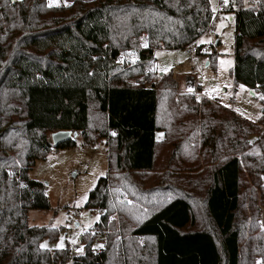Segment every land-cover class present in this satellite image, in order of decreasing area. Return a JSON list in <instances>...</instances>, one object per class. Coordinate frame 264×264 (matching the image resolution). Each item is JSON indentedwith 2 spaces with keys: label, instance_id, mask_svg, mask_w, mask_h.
<instances>
[{
  "label": "trees",
  "instance_id": "1",
  "mask_svg": "<svg viewBox=\"0 0 264 264\" xmlns=\"http://www.w3.org/2000/svg\"><path fill=\"white\" fill-rule=\"evenodd\" d=\"M227 9L234 81L262 96L264 0ZM212 14L208 0H0V264H264V152L247 153L264 137V113L252 123L215 100L178 95L176 80L155 69L147 86L134 84L154 50L194 45ZM131 51L136 63L121 69ZM59 131L108 147L107 175L86 205L102 214L95 230L107 231L105 245L93 250L83 237L73 257L40 248L56 231L27 221L49 208L45 186L27 174L51 150L46 135ZM117 189L128 201L108 223Z\"/></svg>",
  "mask_w": 264,
  "mask_h": 264
},
{
  "label": "rangeland",
  "instance_id": "2",
  "mask_svg": "<svg viewBox=\"0 0 264 264\" xmlns=\"http://www.w3.org/2000/svg\"><path fill=\"white\" fill-rule=\"evenodd\" d=\"M73 1L48 0V3L52 6H61ZM219 1L208 0L213 13L212 33H206L199 38L198 41L203 40V43L198 44V41L194 43V46L200 47L199 54L187 56L182 49H160L155 53L154 65L151 66H154L153 69L158 75H171L172 78L179 81H185L188 76L195 79L200 88L197 93L189 91L188 88L185 92L177 89L178 95L191 94L197 95L199 100L203 98L215 100L245 120L255 123L264 113V100L260 99L261 95H250L245 87L242 89L241 85L234 81L232 70L234 66L235 24L229 20L234 15L228 12V9L223 13L216 14ZM229 1L234 3V0ZM217 42L218 44H216ZM221 60L228 63L221 64ZM208 62L209 65H207ZM123 63L122 60H119L118 66L121 69L127 68L128 66ZM162 68L169 70L167 72L160 71ZM166 107L167 103L165 102L163 110L166 114H159V124L163 128L168 127L169 117L172 115L168 114L169 108ZM46 136L50 141V135L47 134ZM74 142L75 146L69 149H56L51 145V150L46 157L37 161L27 174L30 180L38 181L45 186V193L49 201L48 209L30 210L28 212V225L56 231L55 238L47 237L40 241V248L49 252L69 250L71 257L83 252L84 243L81 238L86 236H90L93 250L103 249L107 232H96L95 228L102 214L99 210L86 206L89 194L95 188L98 180L107 175L106 152H96L95 146H85L81 135H77ZM98 143L104 144L106 142L99 140ZM249 152L263 153L264 137L252 138L251 146L247 150V153ZM165 153L164 147L160 146L158 162H161ZM120 196L128 201L123 190L111 191L110 203L113 212L108 213L111 219L107 221L108 223L119 220L117 199ZM262 216L261 229L264 230V213ZM61 237L64 238L63 247L57 248L56 245L61 242ZM97 245H103V247H96ZM116 247L119 248L118 252L115 251L116 254H121L122 245H120V241ZM66 264H71V261Z\"/></svg>",
  "mask_w": 264,
  "mask_h": 264
},
{
  "label": "built area",
  "instance_id": "3",
  "mask_svg": "<svg viewBox=\"0 0 264 264\" xmlns=\"http://www.w3.org/2000/svg\"><path fill=\"white\" fill-rule=\"evenodd\" d=\"M231 5V2L229 1L228 5H224L223 3V0H220L219 1V4L216 8V14H220V13H223L227 10L228 7H230ZM206 33H212V29H209ZM145 37H143L144 39ZM182 50H184V53L185 55L187 56H193V55H196L198 53V48L194 45H191V46H186L184 47ZM157 51L154 50L153 51V55L144 63L145 65H148V67L144 70L143 74L137 78L135 81H134V84L135 85H138V86H147L150 82V79L152 78V75H153V68L152 67H149V65H153L154 63V55ZM136 54L134 53V51H131L128 53V55L125 57V59L123 60L122 59V62L126 63V64H130L132 66V64L136 63V58L134 57ZM121 60V59H120ZM185 84H186V87L189 89H192L191 92H194L195 91V80L191 77H186L185 78ZM101 146H103V149H101ZM107 150H108V147H107V143H104V144H101V143H97L95 145V151H104L107 153ZM124 201L123 197L120 196L118 197L117 199V202L118 203H122ZM110 217L108 216L107 217V221H110ZM142 244V243H141ZM115 251H119L118 250V247L115 248Z\"/></svg>",
  "mask_w": 264,
  "mask_h": 264
},
{
  "label": "water",
  "instance_id": "4",
  "mask_svg": "<svg viewBox=\"0 0 264 264\" xmlns=\"http://www.w3.org/2000/svg\"><path fill=\"white\" fill-rule=\"evenodd\" d=\"M10 1L14 2L15 0H10ZM250 95L254 96L252 91H250ZM77 135H78L77 132H70V131H59V132L52 133L50 135L51 145L52 147L56 148L57 146L68 141L69 139H75Z\"/></svg>",
  "mask_w": 264,
  "mask_h": 264
},
{
  "label": "snow or ice",
  "instance_id": "5",
  "mask_svg": "<svg viewBox=\"0 0 264 264\" xmlns=\"http://www.w3.org/2000/svg\"><path fill=\"white\" fill-rule=\"evenodd\" d=\"M223 3H224V5H228L229 0H223ZM50 6H51V4H50ZM66 6H67V5H66ZM213 11H215L214 8H213ZM141 39H143V38H141ZM203 42H204V41L201 40V41H198L197 43L199 44V43H203ZM144 46L146 47L147 45L145 44ZM158 55H159V54H158ZM220 63H221V64H225V63H228V62L221 60ZM168 70H169L168 68H162V69H160V71H163V72H167ZM240 87H241L242 89L244 88L243 85H241ZM189 91H192V89H189ZM197 99H199V97H197ZM260 99L264 100V95H262V96L260 97ZM113 135H114V133H113ZM102 174H103V173H102ZM97 219H98V218H97ZM53 227H55V225H53ZM63 239H64V238L61 237V242L58 243V244L56 245L57 248H62V247H63ZM42 247H44V245H42ZM96 247H103V245H97ZM81 252H82V250H81ZM256 264H261V261H257Z\"/></svg>",
  "mask_w": 264,
  "mask_h": 264
},
{
  "label": "crops",
  "instance_id": "6",
  "mask_svg": "<svg viewBox=\"0 0 264 264\" xmlns=\"http://www.w3.org/2000/svg\"><path fill=\"white\" fill-rule=\"evenodd\" d=\"M229 20L230 21H233V18L232 17H230L229 18ZM208 65H209V62H208ZM189 77V76H188ZM191 78H193V77H191ZM194 79V78H193ZM195 80V79H194ZM176 83H177V89H178V91H181V92H185L186 90H187V87H186V85H185V81L184 80H176ZM195 91L194 92H196L197 93V91H196V86H197V82L195 81ZM247 91L250 93V91H252V90H248L247 89ZM253 92V91H252ZM253 94H254V96H256V94L253 92ZM196 95V94H195ZM197 96V95H196ZM162 138H163V133L160 131V132H157L156 133V140L157 141H160V140H162ZM249 153H256V152H249ZM257 154V153H256ZM263 217V216H262Z\"/></svg>",
  "mask_w": 264,
  "mask_h": 264
}]
</instances>
